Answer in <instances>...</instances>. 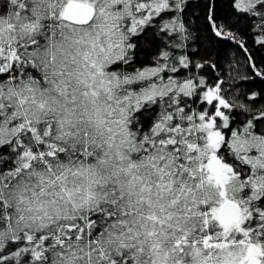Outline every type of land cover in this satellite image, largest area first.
Here are the masks:
<instances>
[{"label": "snow or ice", "instance_id": "6c2138e0", "mask_svg": "<svg viewBox=\"0 0 264 264\" xmlns=\"http://www.w3.org/2000/svg\"><path fill=\"white\" fill-rule=\"evenodd\" d=\"M196 6L0 0V264H264V0Z\"/></svg>", "mask_w": 264, "mask_h": 264}, {"label": "trees", "instance_id": "16d2710c", "mask_svg": "<svg viewBox=\"0 0 264 264\" xmlns=\"http://www.w3.org/2000/svg\"><path fill=\"white\" fill-rule=\"evenodd\" d=\"M189 2L192 4V7L188 10V19L189 22L193 26V30H195L197 27H200L201 22L196 19V16L200 13L201 9L197 7L196 5L201 4L203 0H189ZM241 29L245 28V21L241 20L240 25L238 26ZM251 37V29L247 30V33L243 36V38L247 41ZM192 48H196L197 45L195 43H191ZM250 48H252L253 54L257 58V60H260L262 57H264V48H259V46H252L249 45ZM214 53H218V58L221 66L225 69V72L227 73V68L229 62L232 60V58L236 55V46L232 44L231 42L228 43H219L217 44L216 48L214 49ZM214 60L217 59V55H213L212 57ZM241 61V65H243V57H239ZM241 74H243V68L241 67ZM234 75V73H233ZM242 87H245L247 89H251L253 91H259L261 88H264V83H262L259 79H255L254 81H242L241 82ZM227 87V85H225ZM261 105H264V99L257 98L256 106L259 107Z\"/></svg>", "mask_w": 264, "mask_h": 264}]
</instances>
